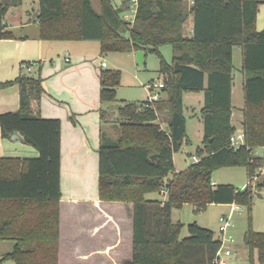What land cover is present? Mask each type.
<instances>
[{
	"label": "trees",
	"instance_id": "16d2710c",
	"mask_svg": "<svg viewBox=\"0 0 264 264\" xmlns=\"http://www.w3.org/2000/svg\"><path fill=\"white\" fill-rule=\"evenodd\" d=\"M192 1L188 7L186 0H138L129 23L123 19L129 9L126 1L115 6L99 0L97 12L90 0H38L39 38L96 41L101 54L143 51L159 59L161 99L153 107H145V100L120 107L119 140L108 143L101 139L98 148L99 199L133 207L132 256L123 264H215L220 242L212 231L193 223L187 227L188 236L181 238L183 224L173 223L171 212L185 204L198 213L211 204L232 203L248 213L243 235L248 264H264V232L251 227L252 192H236L230 184L212 186L217 169L244 167L248 176L262 164L254 151L264 148V29L257 32L255 22L264 0ZM21 2L0 0V38L9 36L2 32L7 11ZM189 16L193 28L187 36ZM162 46L171 48L170 63L159 52ZM233 47L241 48L245 72V146L237 150L229 145L235 133L230 124ZM120 81L119 70L100 74L102 104L116 100ZM10 85L18 86L19 109L0 115L1 136L18 134L39 155L27 160L16 177L3 175L0 165V199L20 201L17 212L0 216V240L15 243L2 260L57 264L60 122L43 119L33 110L32 104L38 105L42 94L40 77L23 73L0 88ZM189 92H203V140L194 150L197 161L175 173L173 154L189 144L182 104L183 94ZM160 112L166 113L167 132L155 123ZM152 155L157 156L155 160L150 159ZM161 191H165L163 201L146 198Z\"/></svg>",
	"mask_w": 264,
	"mask_h": 264
},
{
	"label": "crops",
	"instance_id": "0c3cea01",
	"mask_svg": "<svg viewBox=\"0 0 264 264\" xmlns=\"http://www.w3.org/2000/svg\"><path fill=\"white\" fill-rule=\"evenodd\" d=\"M23 2L22 0L17 8H10L3 19L2 32L9 36L0 38V84L12 82L23 73L40 77L42 94L38 105L32 104L33 110L43 119H57L60 122L59 190L61 195L58 201L57 264H123L132 256V204L104 202L98 196V148L101 139L108 143L119 140V126L123 119L118 114V109L124 104L134 102L123 100L116 111L109 108L112 107L108 105L110 103L102 104L99 99V76L104 71L123 70V67L117 58L113 57L105 61L103 55L106 54L100 53L99 43L96 46L89 41L41 40L37 19L38 4L31 8ZM192 28V17L189 16L185 25L187 36L191 34ZM263 29L264 4H261L256 15L255 30L260 32ZM236 49H240L241 52L238 67L234 65ZM127 54L134 56V59L136 57L135 52ZM66 58L68 61L65 60ZM103 62L106 63L105 67H102ZM22 64H31L29 71L23 69ZM158 82H161V79ZM244 83L242 51L239 47H233L230 124L235 128V132L242 130ZM145 84L141 85L145 86ZM189 93L196 94L201 99L198 112L200 119L203 92ZM189 93H184L182 96L183 115L184 97ZM164 98H166L165 95ZM235 100L238 101V105ZM18 109V86L1 87L0 115L12 113ZM155 123L161 130L167 132L165 128H167L168 120L165 112L158 114ZM187 140L189 141L188 137ZM199 146L201 144L196 148ZM38 155L34 148L22 142L20 136L19 139L3 138L0 130V165H2L3 175L18 176L19 172L26 168V161L36 159ZM192 158L193 161L189 163L187 161L181 163L178 160L179 167H177L174 153L172 159L175 173H179L197 161L194 155ZM212 183L214 186L220 184L215 180H212ZM160 193L162 194V191ZM162 195L165 200L166 196ZM18 202L20 201L0 199V216H8L13 211L17 212ZM12 204L16 206H6ZM14 244L11 240H0V264H5L4 261L7 260L2 259L12 252ZM11 262L14 264L13 261Z\"/></svg>",
	"mask_w": 264,
	"mask_h": 264
},
{
	"label": "rangeland",
	"instance_id": "374dc122",
	"mask_svg": "<svg viewBox=\"0 0 264 264\" xmlns=\"http://www.w3.org/2000/svg\"><path fill=\"white\" fill-rule=\"evenodd\" d=\"M23 4L29 7H36L37 0H23ZM91 5L95 11L98 10V0H90ZM187 6L191 5L187 2ZM90 44L97 46L98 42L89 41ZM92 42V43H91ZM159 52L163 59L170 63L172 57V51L170 46H162L159 48ZM117 58V61L123 67V70H119L121 73L120 87L116 93V100L113 103L108 104L111 110L116 111V108L122 103L123 100L128 102H139L147 97L146 85L150 80L158 82L161 79L159 74V59L155 54L148 53L144 58V63L139 64L136 57L127 53H107L103 58L105 61L111 58ZM241 60L240 49H236L234 56V65L238 67ZM135 62V63H134ZM149 83H148V82ZM145 84L142 86L141 84ZM199 102L201 99L196 94L189 93L184 97V116L186 119V133L189 139L188 146L183 145L181 150L175 153L177 160V167H179L178 160L181 163H187L193 161L194 150L196 146L200 145L203 140L202 135V122L198 118V112L200 109ZM236 105L238 101L235 100ZM237 109L235 110V112ZM236 124V117L234 118ZM237 127V126H236ZM167 129V128H165ZM185 147V148H184ZM257 154H264V151L260 148L255 150ZM185 159V161H184ZM212 180H215L220 184H230L236 188H241L247 183L248 177L246 174V168L244 167H224L217 169L213 172ZM258 191V190H257ZM259 192V193H258ZM252 194L251 201V227L254 231L264 232V189ZM149 200H164V196L157 192L151 193L146 196ZM231 211L230 205H217L211 204L207 208L200 212H194L191 205L185 204L181 209H173L171 212V220L174 222H180L183 224L180 237L184 238L188 236L187 227L190 224H197L199 227L212 231L215 237L218 236V218L221 215L229 214ZM248 213L244 207L239 211L234 212L231 216L232 228L228 234L232 236L231 242H226L230 245L231 256L227 258V264H248V251L242 242V234L247 227ZM5 264H12L10 260L4 261ZM255 264H260L255 261Z\"/></svg>",
	"mask_w": 264,
	"mask_h": 264
},
{
	"label": "built area",
	"instance_id": "2783aa9c",
	"mask_svg": "<svg viewBox=\"0 0 264 264\" xmlns=\"http://www.w3.org/2000/svg\"><path fill=\"white\" fill-rule=\"evenodd\" d=\"M111 4L115 6H120L124 1L128 3L129 9L128 12L123 15V19L129 23L133 22V19L136 14L138 0H107ZM190 5L193 3L192 0H186ZM68 61V59H65ZM31 64H22L21 67L27 71H29ZM106 63H102V67H105ZM163 88L162 82H152L146 85L147 89V97L145 98V107H153L154 102L161 99L160 92ZM229 145L234 150H237L241 147L245 146L244 141V133L243 131L235 132L229 138ZM264 151V148H260ZM254 154L258 157L262 158V164L257 166L247 177V183L243 185L241 188H236V192H243L245 190H249L252 192H258L263 190L264 187H260L264 182V154H257L254 151ZM197 160V159H196ZM212 186L214 184L212 183ZM258 190V191H257ZM259 193V192H258ZM162 194L165 195V191H162ZM231 206V211L229 214L221 215L218 218V240L220 242L219 249L216 252L214 263L215 264H227V258L231 256L230 245H227L226 242L232 241V236L228 234L229 230L232 228L233 224L231 221V216L234 212L239 211L242 206L232 203L229 204ZM194 212H196L195 208Z\"/></svg>",
	"mask_w": 264,
	"mask_h": 264
},
{
	"label": "water",
	"instance_id": "95a60500",
	"mask_svg": "<svg viewBox=\"0 0 264 264\" xmlns=\"http://www.w3.org/2000/svg\"><path fill=\"white\" fill-rule=\"evenodd\" d=\"M135 56H136V59L138 61L139 64H143V60H144V56H145V53L143 51H136L135 52ZM11 139H19V135L17 134H13L11 136ZM156 155H152L150 157L151 160H155L156 159Z\"/></svg>",
	"mask_w": 264,
	"mask_h": 264
}]
</instances>
